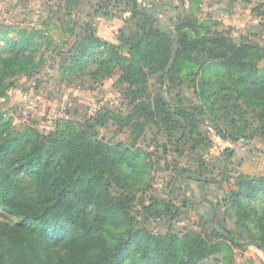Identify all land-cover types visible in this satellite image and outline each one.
<instances>
[{
    "label": "rangeland",
    "instance_id": "obj_1",
    "mask_svg": "<svg viewBox=\"0 0 264 264\" xmlns=\"http://www.w3.org/2000/svg\"><path fill=\"white\" fill-rule=\"evenodd\" d=\"M138 5L149 9L150 21L163 31L175 32L179 25L195 21L212 32L229 34L237 44L264 47V0H0V32L19 40L17 31L25 30L31 41L29 49L20 52L0 44V138L16 137L27 130L47 135L63 122H85L109 110L130 116L138 98L128 92V83L119 81L123 72L116 68L107 77V65L102 63L107 59L105 50L92 49L89 56L81 57L75 44L92 36L130 58V48L141 39L145 25L144 18L135 17ZM199 33L204 36L206 31L200 29ZM13 57L16 62L7 63ZM30 60L34 65H29ZM254 65L255 72H264V59ZM190 69L199 75L184 76L179 93L185 106L204 115L196 135L186 124L169 132L147 124L136 138L138 131L132 125L137 119L123 129L108 123L99 129L98 138L144 154L145 161L129 173L134 195L129 214L134 231L149 238L176 237L184 245L196 236L210 245L225 243L218 255L201 264H264V194L249 197L247 193L253 189L239 188L241 180L264 178V80L260 77L258 83L244 87L239 80L243 72L228 77L225 67L189 66L184 75ZM153 82L149 84L150 96L160 90ZM218 83H225L227 89L221 93L226 101L223 105L213 92ZM211 124L218 125L227 137L239 138L222 139ZM206 135L211 136L213 145L201 143L195 149L193 139ZM225 149L233 154L226 157ZM22 177L15 181L29 187ZM195 177L208 182L195 181ZM109 192L117 197L123 191L111 184ZM233 193L238 197L233 198ZM235 198L239 205L233 203ZM77 203L81 222L127 228L128 223L120 226L114 218H103L90 202L80 199ZM20 223L17 216L0 211V235L6 248L12 251L13 244L21 240L26 252L36 251V264H76L74 258L84 256L79 248L71 255V246H61L47 257L37 247L41 236ZM212 224L223 226L233 240L247 244L246 249L213 237Z\"/></svg>",
    "mask_w": 264,
    "mask_h": 264
},
{
    "label": "trees",
    "instance_id": "obj_2",
    "mask_svg": "<svg viewBox=\"0 0 264 264\" xmlns=\"http://www.w3.org/2000/svg\"><path fill=\"white\" fill-rule=\"evenodd\" d=\"M138 7L135 17L144 18L145 25L141 39L130 48V58L120 56L112 46L92 36L75 44L81 57L89 56L92 49L105 50L107 59L102 63L107 65V77L112 76L116 68L123 72L119 81L128 83L131 87L128 92L138 98L130 116L124 117L110 110L99 112L85 122H63L47 135L27 130L16 137L1 139L0 132V211L17 216L22 227L39 234L43 240L37 244L38 250L49 258L54 248L71 246V255L75 247L84 252L81 259L74 258L76 264H201L218 255L225 246L223 242L210 245L199 236L184 245L179 244L176 237L149 238L142 231H134L129 214L134 200L129 173L145 161L142 159L144 154L139 149L130 152L121 144H105L98 138V131L108 123L123 129L139 119L132 125L138 131L136 138L147 124L168 132L186 124L190 133L196 135L204 115L199 109L185 106L179 90L184 76L196 78L199 72L190 69L184 75L186 67H225L228 77L243 72L239 80L244 87L254 85L260 77L264 80V72H255L254 65L264 59V47L253 43L237 44L227 36L229 34L212 32L206 25H197L195 21L179 25L175 32H165L150 21L149 9ZM200 29H205L204 36L200 35ZM17 32L19 40L5 37V33L0 32V44L18 48L19 52L27 51L31 41H28L26 31ZM16 60L13 57L7 63ZM29 65H34L32 60ZM151 80L160 87L155 96H150ZM224 84L218 83L213 90L222 105L225 100L221 93L227 90L223 88ZM211 125L222 139L239 138L235 135L229 138L218 125ZM193 140L195 149L201 143L213 145L208 135ZM224 153L226 157L233 154L229 149ZM14 170H17L16 174ZM21 175L25 176L22 178L27 179L29 187L15 181V177ZM194 179L208 182L202 177ZM111 184L123 191L120 196H112L109 192ZM239 185L240 189L243 185L246 189H253V193H247L249 197L257 192L264 194V178L241 180ZM238 195L233 193L232 197ZM80 199L93 204L103 218H114L120 221V226L128 223L127 228H106L110 226L108 224L93 227L81 222L77 214ZM233 203L239 205L240 201L235 198ZM209 205L216 214L213 203L209 202ZM211 227L213 237H222L233 246L246 249L247 244L233 240L223 226L212 224ZM262 240L264 242V236ZM6 244L0 235V264H36V251L32 254L26 252L21 240L13 244L12 251L6 248Z\"/></svg>",
    "mask_w": 264,
    "mask_h": 264
}]
</instances>
